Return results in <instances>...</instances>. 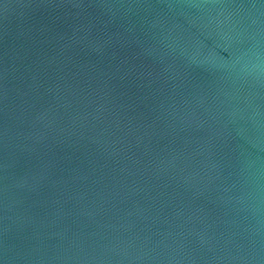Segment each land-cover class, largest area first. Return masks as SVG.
Returning a JSON list of instances; mask_svg holds the SVG:
<instances>
[{"label":"water","instance_id":"95a60500","mask_svg":"<svg viewBox=\"0 0 264 264\" xmlns=\"http://www.w3.org/2000/svg\"><path fill=\"white\" fill-rule=\"evenodd\" d=\"M0 264H264V0H0Z\"/></svg>","mask_w":264,"mask_h":264}]
</instances>
